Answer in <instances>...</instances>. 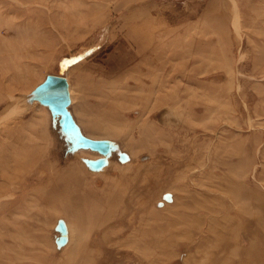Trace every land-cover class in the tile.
Masks as SVG:
<instances>
[{
	"label": "rangeland",
	"instance_id": "rangeland-1",
	"mask_svg": "<svg viewBox=\"0 0 264 264\" xmlns=\"http://www.w3.org/2000/svg\"><path fill=\"white\" fill-rule=\"evenodd\" d=\"M0 264H264V0H0Z\"/></svg>",
	"mask_w": 264,
	"mask_h": 264
},
{
	"label": "water",
	"instance_id": "water-1",
	"mask_svg": "<svg viewBox=\"0 0 264 264\" xmlns=\"http://www.w3.org/2000/svg\"><path fill=\"white\" fill-rule=\"evenodd\" d=\"M49 93L54 97L52 103L57 107L60 112H65V105L68 101L67 85L65 79L62 77H52L51 81L47 84ZM86 145L105 152L107 144L105 142H86Z\"/></svg>",
	"mask_w": 264,
	"mask_h": 264
}]
</instances>
